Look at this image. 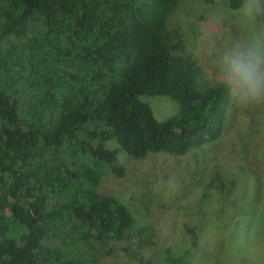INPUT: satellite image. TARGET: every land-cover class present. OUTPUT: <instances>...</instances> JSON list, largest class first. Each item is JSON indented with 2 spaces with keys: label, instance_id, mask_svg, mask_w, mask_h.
Returning <instances> with one entry per match:
<instances>
[{
  "label": "trees",
  "instance_id": "obj_1",
  "mask_svg": "<svg viewBox=\"0 0 264 264\" xmlns=\"http://www.w3.org/2000/svg\"><path fill=\"white\" fill-rule=\"evenodd\" d=\"M183 2L0 0V264H100L114 247L154 264L152 235L135 241L129 209L97 187L125 177L122 151L184 156L225 131L231 86L205 79L172 24ZM142 96L181 111L158 121Z\"/></svg>",
  "mask_w": 264,
  "mask_h": 264
},
{
  "label": "rangeland",
  "instance_id": "obj_2",
  "mask_svg": "<svg viewBox=\"0 0 264 264\" xmlns=\"http://www.w3.org/2000/svg\"><path fill=\"white\" fill-rule=\"evenodd\" d=\"M245 7L184 0L171 19L206 80L229 84L228 57L238 47L264 43V15L253 18ZM140 99L158 121L181 111L167 97ZM230 104L216 142L184 156L152 154L139 161L122 151L125 177L102 176L97 192L126 205L135 220V241L142 229L152 235L145 253L154 264L181 257L185 264H264V101L246 102L233 84ZM109 146L119 149L115 142ZM99 263L136 264L118 247L104 252Z\"/></svg>",
  "mask_w": 264,
  "mask_h": 264
},
{
  "label": "clouds",
  "instance_id": "obj_3",
  "mask_svg": "<svg viewBox=\"0 0 264 264\" xmlns=\"http://www.w3.org/2000/svg\"><path fill=\"white\" fill-rule=\"evenodd\" d=\"M245 12L256 18L264 15L260 0L248 3ZM228 83L236 85L246 102L264 101V43L252 42L246 47H238L228 57Z\"/></svg>",
  "mask_w": 264,
  "mask_h": 264
}]
</instances>
